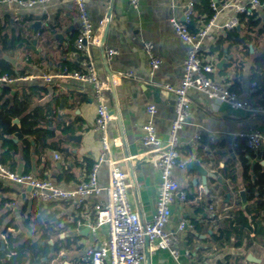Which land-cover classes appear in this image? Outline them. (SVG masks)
I'll return each instance as SVG.
<instances>
[{
    "label": "crops",
    "instance_id": "crops-1",
    "mask_svg": "<svg viewBox=\"0 0 264 264\" xmlns=\"http://www.w3.org/2000/svg\"><path fill=\"white\" fill-rule=\"evenodd\" d=\"M188 1L192 0H140L139 9L135 10L130 0H87L97 39V44L90 49V57L79 52L75 46L78 20L72 0H54L47 7L38 6L32 10H23L17 5L0 6V26L6 35L5 45H0V60L11 63L15 74L38 77L16 87L0 84V93L9 88L10 95L5 99L14 105L13 98L22 94V87L35 85L46 88L43 98H37L13 119L19 120V125L13 124V121L12 125L19 127L20 119L34 109L38 110V107H42L45 114L56 113L47 127L53 135L43 138L44 147L30 156L29 163L23 158L21 142L16 136L10 137L19 144V152L14 158L15 172H28L40 180H51L69 190L86 179L88 165L94 164L102 152L101 136L94 130L96 109L91 99L92 89L67 79L47 84L39 76L65 69L84 71L85 64L92 63L99 79L107 86L103 95L114 117L108 128L110 146L107 162L99 170V184H109L111 166L116 163L129 175L128 199L132 209L138 211L142 218H151L156 210L160 173L152 161L153 153L142 146V127L149 120L147 106L154 105L158 111L154 118L157 136L163 142L168 139L170 124L176 115V96L166 89V85L180 84L188 51V47L178 39L171 20L183 19L184 5ZM193 1L196 6L199 5V0ZM251 17L260 20L257 27L248 25L249 17H244L246 20L241 21L239 29H235L241 37H248L244 43L227 41L218 48L219 40L230 32L226 31L206 41L202 56L215 64V72L210 76L213 81L229 88L237 84L235 92L243 99L264 105V92L259 97L255 96L262 86H257L255 91L251 88V84L256 82L252 73L254 61L264 51V32L259 33L264 29V10ZM38 21L41 26L35 39L32 25ZM198 24L196 22L195 27ZM34 39L36 44H33ZM147 44L152 46V55L162 60V66L156 71L150 66ZM12 45L17 49L10 50ZM108 49L117 51V55L109 59ZM191 98L192 117L189 125L179 133L180 141L184 148L189 147L193 135L201 132L202 141L207 140L216 146L212 149L205 145L201 148V159L196 160L208 172L221 178L228 191H224L215 179L210 178L204 185L203 177L196 171H175V179L187 199L173 206L168 229L175 232L182 219L192 225V229L180 234L176 248L181 252L190 251L201 264H264V245L260 242L246 248L245 245L236 247L234 240L224 247H216L212 241L218 221L233 218L232 212L241 210L238 196L241 188L236 192L230 180L219 172L226 165L236 163V175L240 182L241 170L234 153L233 135L248 131L264 134V116L232 110L226 104L207 101L198 93H193ZM5 99L0 103V109ZM62 117L61 124L81 120L83 130L75 134L63 132L57 126ZM184 148L183 160L187 161L189 153ZM5 150L0 147V154ZM55 155L60 159H56ZM63 166L73 168L75 173V181L70 184L56 182ZM0 184L3 189L0 193V219H4L0 229V239L4 243L1 250L8 248L3 231L14 223L15 226L8 228L9 234L22 236L23 241H40L41 245H48L50 256L43 260L45 264H90L87 249L102 240L106 233L101 230L97 237H93L87 230L88 224L94 222V206L99 200H105L104 195L100 199L89 197L80 211L69 202L47 204L52 206L47 219L35 215L34 210L40 203L31 199L29 188L1 180ZM227 193L231 194L229 201ZM67 204L70 206L66 207ZM78 221L82 223L81 227L77 226ZM196 223L197 227L208 226L196 229ZM51 228L63 230L56 238H48ZM58 240L65 242L58 244ZM67 244L71 250L67 249ZM145 264L177 263L168 251H152L148 245Z\"/></svg>",
    "mask_w": 264,
    "mask_h": 264
},
{
    "label": "built area",
    "instance_id": "built-area-1",
    "mask_svg": "<svg viewBox=\"0 0 264 264\" xmlns=\"http://www.w3.org/2000/svg\"><path fill=\"white\" fill-rule=\"evenodd\" d=\"M54 0H0V6L17 5L23 10L35 7H47ZM78 20L76 49L90 57V49L96 42V33L91 21L87 0H72ZM133 9H139L140 0H130ZM196 2L188 1L184 5L183 19L171 20L174 31L180 42L188 47L183 62V73L178 86L166 85V89L176 96L175 118L170 124L169 136L161 141L157 136L154 118L157 108L149 105L146 108L149 120L142 127V146L153 153L152 161L160 173V182L156 198L155 214L151 218H142L140 213L132 209L128 199L129 175L116 163H112L109 173V184H99L100 167L107 162L109 150L108 128L113 120L110 114L104 91L107 89L92 63H86L84 71L63 70L57 73H42L39 77L47 84L57 80H71L89 86L92 89L91 99L95 104L94 130L101 136L102 152L94 162L86 179L74 189H64L51 180H40L31 174L17 173L8 166L0 164V180L17 186L31 189V199L47 205L54 202H69L77 211L83 208L85 201L92 196L99 199L104 195L105 200L95 204V220L88 224L93 237H97L101 230L105 237L92 245L86 251L90 264H145L146 242L152 251H168L177 264H201L192 257L190 251L183 252L176 248L180 234L192 229L186 219H182L175 232L168 226L173 216V206L178 202H186L187 195L181 191L179 182L175 179L176 170H185L188 161L196 160L193 153L189 160H183L182 145L179 133L189 125L192 117L193 93H198L207 101H215L228 105L232 110H245L253 115L264 116V105L243 99L228 86L211 79L215 72V64L205 60L202 50L206 41L217 38L226 31H232L241 25L242 17H251L259 10H264V0H211L212 16L207 20L196 21ZM199 23L195 27V23ZM104 22L101 23V26ZM151 57L150 66L156 71L162 66V60L152 55V46L147 44ZM107 55L112 59L117 51L108 49ZM131 76V73L129 74ZM38 78L33 75L0 76V84L16 87L21 83ZM257 83L251 84L253 91ZM234 136V147L237 141L243 140L245 147L255 153L264 151V134L259 131L238 132ZM201 132H196L190 144L192 151H196L202 144ZM56 159H60L55 155ZM109 162V161H108ZM81 227L82 223L77 222Z\"/></svg>",
    "mask_w": 264,
    "mask_h": 264
},
{
    "label": "trees",
    "instance_id": "trees-1",
    "mask_svg": "<svg viewBox=\"0 0 264 264\" xmlns=\"http://www.w3.org/2000/svg\"><path fill=\"white\" fill-rule=\"evenodd\" d=\"M211 0H199V5L195 7L196 20L207 21L213 14L210 8ZM248 25L252 27H257L260 20H255L254 17H249ZM246 20L242 17V22ZM264 32V29L260 30V34ZM6 35L4 34L3 27L0 26V45H5ZM248 37H241L236 30L227 32L225 38H221L218 42V48H220L225 42L229 41L232 44L244 43ZM10 50H16L17 47L12 45ZM15 69L11 63L8 61L0 60V76L4 74L14 75ZM22 73V72H20ZM253 79L256 80L258 88L262 86L261 90H258L256 97H259L264 92V51L260 57L254 61L252 67ZM237 84L230 87L231 90H236ZM42 93V94H41ZM46 93V88L41 86H25L22 87V94H16L13 98L15 102L14 105H10V100L5 99L6 96L10 95V89L4 88L0 93V103L5 99V102L0 109V147L6 149L0 154V164L9 166L11 170L15 171V155L19 152V144L15 143L11 136H16V138L21 142L23 158L29 163L30 156L32 154L39 153L40 147L43 146V138H49L53 134L47 127L50 126V121L56 117V113L50 112L45 114L42 107H38V110L34 109L31 112L25 114L21 119L20 126H13L12 121L15 117H18L21 112H24L29 104H33L35 100L43 98ZM36 95H39V97ZM259 103V102H258ZM1 105V104H0ZM22 110V111H21ZM52 114V115H48ZM52 116V117H50ZM63 117L58 122V128L62 129L63 132L69 134H75L83 130V122L77 120L73 123L61 124ZM44 126V127H42ZM207 140L202 141L200 148L196 151H192L190 148H184V151H188V156L196 153V159H201L202 152L201 148L205 145L211 146L215 149L216 146ZM238 146L234 149L235 157L240 165L241 175L240 182L236 175V163L226 165L224 168L220 169L219 172L233 185V189L237 192L240 188L245 190L247 199L250 202L246 210L243 212L239 209L232 212L233 218L224 219L218 221L217 231L212 235L213 244L216 247H224L226 244L231 243L232 240L235 242L236 247H242L245 245L246 248H251L257 243H262L264 245V151L261 156L249 151L245 147V142L243 140L237 141ZM93 164L88 165L87 174H89ZM24 174H30L25 172ZM75 173L73 168L69 166H63L60 175L57 176L56 182L58 184H70L75 181ZM240 184V185H239ZM0 193H3V189L0 184ZM70 204L66 205V207ZM51 205H37L34 213L39 218L48 219V211ZM4 224V219H0V229ZM7 229H5L4 234L6 235V240L8 243V248L6 250H1L0 239V264H45L43 259H49L50 248L48 245H41L40 241L25 240L20 237H14L12 234L8 233V228L15 226L14 223H10ZM196 229H204L208 225H203L197 227V223L194 225ZM63 229L56 230L54 228L50 229L48 238H56L58 234ZM254 236V237H252ZM192 239V237L190 236ZM23 241V242H22ZM21 242L19 245L18 243ZM65 241H59L58 244ZM57 244V246H58ZM17 245V246H16ZM68 250H71L69 244L65 245ZM59 247L57 248V250Z\"/></svg>",
    "mask_w": 264,
    "mask_h": 264
},
{
    "label": "water",
    "instance_id": "water-1",
    "mask_svg": "<svg viewBox=\"0 0 264 264\" xmlns=\"http://www.w3.org/2000/svg\"><path fill=\"white\" fill-rule=\"evenodd\" d=\"M40 26H41V23H40L39 21L36 22V23H34V24L32 25V28H33V36L35 37V39H36L37 35L39 34ZM237 29H239V27H238ZM35 39H34L33 44H36V42H37V40H35ZM220 65H221V64H220ZM220 65H219V67H220ZM13 124H17V125H19V120L15 119V120L13 121ZM260 156H261V152L258 153V157H260ZM186 171H187V172L196 171L197 173H199V174L203 177L202 181H203V184H204V185L207 184V181H208L210 178H211V179H215L216 182H217L219 185H222V188H223L224 191H228V188H227L225 185H223V181H222V179H221V178H218V177H217L216 175H214L213 173L208 172L204 167L201 166L200 162L197 161V160L189 161V162L186 164ZM29 190H31V189H29ZM230 196H231V194H230V193H227V201L230 200ZM238 196H239L240 201H241V210H242V211H245L246 208H247V206H248L249 203H250V202L248 201V199H247V195H246L245 190H240V191H238ZM87 230H89V228H88ZM1 245H2V248H4V243H3V242L1 243ZM147 247H148V242H146V247H145V253H146V255H147ZM52 252H53V250H52ZM249 258H251V256H249ZM43 260L46 261L47 259L45 258V259H43Z\"/></svg>",
    "mask_w": 264,
    "mask_h": 264
}]
</instances>
